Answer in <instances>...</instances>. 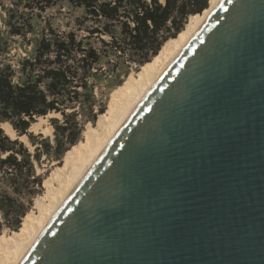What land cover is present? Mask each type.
Instances as JSON below:
<instances>
[{
	"label": "water",
	"instance_id": "1",
	"mask_svg": "<svg viewBox=\"0 0 264 264\" xmlns=\"http://www.w3.org/2000/svg\"><path fill=\"white\" fill-rule=\"evenodd\" d=\"M20 264H264V0H220Z\"/></svg>",
	"mask_w": 264,
	"mask_h": 264
},
{
	"label": "trees",
	"instance_id": "2",
	"mask_svg": "<svg viewBox=\"0 0 264 264\" xmlns=\"http://www.w3.org/2000/svg\"><path fill=\"white\" fill-rule=\"evenodd\" d=\"M63 1L83 13L75 20L77 30L58 32L48 23L38 31L36 19L60 8ZM207 7L208 0H164L163 4L158 0H0L8 34L22 39L33 36L31 57L21 59L16 67L0 66V232L19 231L43 183L36 173L40 151L35 148L29 154L18 139L4 134L1 124L30 140L32 123L49 113L59 114L61 124L50 120L57 132L54 151L59 159L78 142V116L95 122L96 114L104 112V108L94 110L93 93L101 80L102 63L109 64L110 57H126L125 63L145 66L169 38L177 37L188 17H200Z\"/></svg>",
	"mask_w": 264,
	"mask_h": 264
},
{
	"label": "bare ground",
	"instance_id": "3",
	"mask_svg": "<svg viewBox=\"0 0 264 264\" xmlns=\"http://www.w3.org/2000/svg\"><path fill=\"white\" fill-rule=\"evenodd\" d=\"M219 1L209 0L207 9L200 17L190 16L177 37L169 38L152 61L142 67L136 73L135 78H130L115 92L109 109L100 115V120L97 121L98 127L85 133L84 145L73 147L66 152L61 160L63 164L55 167L52 180L59 182L58 188L49 187L51 179L43 185L47 187L48 203L41 204L40 202L43 201L37 200L38 214L28 212L22 219L18 232H11L10 235L0 238V264H20L27 256L57 211L92 168L160 76L196 35ZM159 2L163 4L164 0H159ZM57 115V113H49L44 118H52ZM44 118L39 117L38 120H45ZM37 126L38 123H32L29 130ZM1 129L9 137L14 133L7 123L1 124Z\"/></svg>",
	"mask_w": 264,
	"mask_h": 264
},
{
	"label": "rangeland",
	"instance_id": "4",
	"mask_svg": "<svg viewBox=\"0 0 264 264\" xmlns=\"http://www.w3.org/2000/svg\"><path fill=\"white\" fill-rule=\"evenodd\" d=\"M82 15L83 13L81 10L72 8L68 6L66 2L63 1L61 3L60 8L57 7L53 10H48L46 11V13L41 14L39 19H36V22L38 23L39 26L37 30L39 31L41 28H45L46 25L49 23L58 32L66 33L69 31H76L77 25L75 23V20L77 18H81ZM1 18H5V12L3 11V9H0V38H1L0 66L10 65L16 67L21 61V59L29 58L32 56L33 48L29 40H32L33 36L28 35L26 39L10 36L8 34V29L4 26V23ZM188 19L186 20V22L188 21ZM76 34L79 37L82 35V33H80L79 31H77ZM104 39L107 40V38ZM91 42L96 48H99L98 42L94 40ZM2 50H6V51L4 52ZM110 58L111 61L109 64L107 63L108 61L106 63L104 62L102 63L103 68L101 69L100 72L101 80L96 83L95 88L93 90L96 100L94 110H97L98 108L99 109L104 108V112L102 114H104L109 109L111 100L115 92L119 90L130 78H135L136 73L142 68L139 66H135L133 64L125 63V60H127L126 57H123L118 60L114 59L113 57ZM116 62H118L120 65L118 66L117 69L115 66H112ZM112 69L114 70V74H110V71ZM84 112L86 114V110ZM102 114H98V113L96 114L95 122H90L88 120L86 121L84 118L78 116L81 133L78 142L75 144L76 146L74 147H79L81 145H84L85 133L90 131V129H95L96 127H98L97 121L100 118V115ZM44 119L45 120L42 121H39L37 119L34 123H38V126L36 128H32L31 130H28V134L31 135L30 140L26 135L24 136L25 138H22L23 136L20 137L17 136L14 131H13L14 133H12L10 137L8 136L12 140L18 139V141L22 143L24 148L31 155L34 154L35 148H37L40 151L41 160H40V165L36 166V173L43 179V183H42L41 191L39 192L38 195H36L33 198L32 205L29 208V212H34L36 215L38 214L39 211L38 207L36 206V201L40 199V201H43V202L39 201L41 204L48 203L47 199L49 198L48 196H46L47 187L43 186L45 182L51 179L49 184L50 188L56 189L58 188L57 186H59L58 181L52 180V173L54 172L55 167L57 165L63 164L61 160L63 159V156L65 154L64 153L63 155H61L59 159L55 157L54 148H56V144H57L55 141V136L57 135V132H55L52 124L50 123L51 119H57L58 124H61L63 122L61 116L58 114L55 117L44 118ZM32 142L34 143V145L32 144ZM71 147L72 146H69L67 147V149L69 150ZM47 149H48V153L43 154L42 152L47 151ZM43 196H45L46 198ZM10 234L11 231L9 230H3L2 232H0L1 237H5Z\"/></svg>",
	"mask_w": 264,
	"mask_h": 264
}]
</instances>
